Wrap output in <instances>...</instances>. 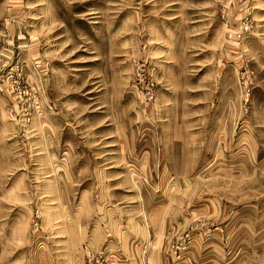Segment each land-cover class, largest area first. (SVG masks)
I'll use <instances>...</instances> for the list:
<instances>
[{
  "label": "rangeland",
  "instance_id": "obj_1",
  "mask_svg": "<svg viewBox=\"0 0 264 264\" xmlns=\"http://www.w3.org/2000/svg\"><path fill=\"white\" fill-rule=\"evenodd\" d=\"M0 264H264V0H0Z\"/></svg>",
  "mask_w": 264,
  "mask_h": 264
},
{
  "label": "crops",
  "instance_id": "obj_2",
  "mask_svg": "<svg viewBox=\"0 0 264 264\" xmlns=\"http://www.w3.org/2000/svg\"><path fill=\"white\" fill-rule=\"evenodd\" d=\"M80 227H82V226H80ZM76 232H77V236H78V235L81 236V235H84V234H85V233L79 232L78 230H77Z\"/></svg>",
  "mask_w": 264,
  "mask_h": 264
},
{
  "label": "built area",
  "instance_id": "obj_3",
  "mask_svg": "<svg viewBox=\"0 0 264 264\" xmlns=\"http://www.w3.org/2000/svg\"><path fill=\"white\" fill-rule=\"evenodd\" d=\"M98 253H99V250H98Z\"/></svg>",
  "mask_w": 264,
  "mask_h": 264
}]
</instances>
